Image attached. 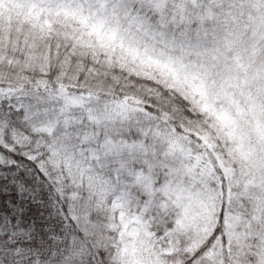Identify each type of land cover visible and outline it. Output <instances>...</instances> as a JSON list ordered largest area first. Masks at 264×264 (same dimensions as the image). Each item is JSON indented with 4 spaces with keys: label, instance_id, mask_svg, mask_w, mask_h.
<instances>
[{
    "label": "snow or ice",
    "instance_id": "6c2138e0",
    "mask_svg": "<svg viewBox=\"0 0 264 264\" xmlns=\"http://www.w3.org/2000/svg\"><path fill=\"white\" fill-rule=\"evenodd\" d=\"M0 264H264V0H0Z\"/></svg>",
    "mask_w": 264,
    "mask_h": 264
}]
</instances>
